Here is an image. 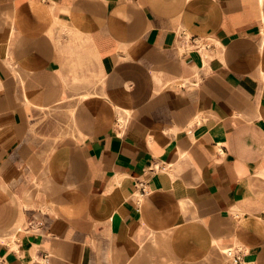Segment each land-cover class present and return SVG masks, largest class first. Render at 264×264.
I'll use <instances>...</instances> for the list:
<instances>
[{
	"label": "crops",
	"instance_id": "0c3cea01",
	"mask_svg": "<svg viewBox=\"0 0 264 264\" xmlns=\"http://www.w3.org/2000/svg\"><path fill=\"white\" fill-rule=\"evenodd\" d=\"M228 248L264 264V0H0V264Z\"/></svg>",
	"mask_w": 264,
	"mask_h": 264
},
{
	"label": "built area",
	"instance_id": "2783aa9c",
	"mask_svg": "<svg viewBox=\"0 0 264 264\" xmlns=\"http://www.w3.org/2000/svg\"><path fill=\"white\" fill-rule=\"evenodd\" d=\"M197 40H194V45L198 50H208L211 48L212 43L210 42V40H208L207 42H199ZM226 255L232 259L233 264H242V258L241 256L238 254V252L234 249V248H228L226 250Z\"/></svg>",
	"mask_w": 264,
	"mask_h": 264
}]
</instances>
